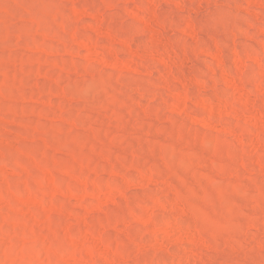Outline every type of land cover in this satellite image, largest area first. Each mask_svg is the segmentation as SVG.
Masks as SVG:
<instances>
[{
  "label": "rangeland",
  "instance_id": "rangeland-1",
  "mask_svg": "<svg viewBox=\"0 0 264 264\" xmlns=\"http://www.w3.org/2000/svg\"><path fill=\"white\" fill-rule=\"evenodd\" d=\"M0 264H264V0H0Z\"/></svg>",
  "mask_w": 264,
  "mask_h": 264
}]
</instances>
